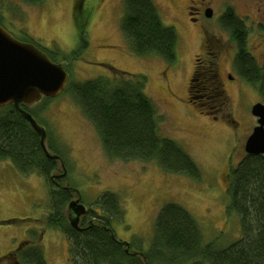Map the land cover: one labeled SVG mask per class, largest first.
Returning a JSON list of instances; mask_svg holds the SVG:
<instances>
[{
  "label": "rangeland",
  "instance_id": "1",
  "mask_svg": "<svg viewBox=\"0 0 264 264\" xmlns=\"http://www.w3.org/2000/svg\"><path fill=\"white\" fill-rule=\"evenodd\" d=\"M150 1L161 23L177 35L172 63L155 54L132 52L120 28L123 0H42L34 4L0 0V22L10 33L29 37L51 55L53 63L62 65L68 72L67 86L111 78L109 67L144 76L145 94L159 120L158 135L180 146L198 169L197 177L191 178L169 172L154 159L108 156L93 123L64 90L52 100L36 103L32 111L47 130L48 145L61 159L57 173L62 162L66 168V179L59 185L75 190L70 200L79 198L86 210L104 215L98 201L103 194H113L122 216L111 215L110 227L116 240L127 243L130 253L149 250L155 219L166 204H175L191 216L201 246L214 244L215 249H223L241 237L238 215L228 210L230 172L245 157L244 143L257 125L250 108L264 101L255 87L235 75L234 42L220 17L229 9L242 22L246 49L262 66L264 0H194L196 7L211 9V17L204 18L207 26L188 18L191 0ZM79 24H83L86 46L76 60H65L81 47ZM204 26L221 45L213 59L221 93L212 109L187 101L194 60L203 53ZM221 103L224 106L218 110ZM48 213L49 187L43 178L36 173L22 176L9 162H0V258L21 242H31L40 247L46 264H73L66 237L46 226ZM84 218L85 226L95 224L81 216L78 226Z\"/></svg>",
  "mask_w": 264,
  "mask_h": 264
},
{
  "label": "trees",
  "instance_id": "2",
  "mask_svg": "<svg viewBox=\"0 0 264 264\" xmlns=\"http://www.w3.org/2000/svg\"><path fill=\"white\" fill-rule=\"evenodd\" d=\"M23 1L34 4L42 0ZM122 3L120 28L132 52L139 56L155 54L165 62H174L177 35L172 27L161 23L155 5L150 0H123ZM221 26L237 45L239 74L257 87L264 99V71L246 53L244 25L227 9L222 14ZM78 28L81 47L79 44L65 60H76L86 46L83 24ZM43 51L51 60V55ZM109 69L111 78L97 77L68 84L65 89L93 123L105 153L122 160L154 159L171 173L196 178L198 169L183 149L158 135L159 120L153 103L145 94L146 78ZM223 106L218 105V110ZM2 110L6 113L0 115V160L11 161L22 175L37 171L48 180L51 211L45 219L46 226L66 237L73 252V264H160L153 260L165 261L162 264H264V153L245 155L230 172L228 210L239 218L241 237L237 241L223 249H215L214 244L201 246L191 216L175 204H166L155 219L149 250L130 253L125 243L115 239L110 227L111 215L122 216L113 194H103L98 201L97 207L104 215L88 213L90 220L100 222L85 226L84 218L79 230L69 225L62 215L74 190L49 181L55 161L43 154L38 136L14 109L0 108ZM52 152L57 154L53 149ZM12 254L21 261L19 264H46L40 247L30 242H22Z\"/></svg>",
  "mask_w": 264,
  "mask_h": 264
},
{
  "label": "water",
  "instance_id": "3",
  "mask_svg": "<svg viewBox=\"0 0 264 264\" xmlns=\"http://www.w3.org/2000/svg\"><path fill=\"white\" fill-rule=\"evenodd\" d=\"M206 17H211L208 9ZM264 69V57H263ZM68 74L62 65L53 63L45 53L29 43H21L0 27V108L12 104L14 109L29 123L40 137V146L47 157L55 159L45 148V130L20 108V104L30 105L41 96L54 99L66 88ZM250 113L256 118V126L244 143L246 155L264 153V105L255 103ZM79 199V198H78ZM78 199L70 201L68 217L72 228L78 229L81 216L86 213Z\"/></svg>",
  "mask_w": 264,
  "mask_h": 264
},
{
  "label": "flooded vegetation",
  "instance_id": "4",
  "mask_svg": "<svg viewBox=\"0 0 264 264\" xmlns=\"http://www.w3.org/2000/svg\"><path fill=\"white\" fill-rule=\"evenodd\" d=\"M200 1H203V0H200ZM191 4L188 5L187 7V14L189 15V19L192 23H195V24H199L198 26H200V22H203V24L205 26L206 25V22L204 21V18L208 19L206 17V12L207 10L209 9L208 7H196L194 4H195V1L194 0H191L190 1ZM203 5V4H202ZM211 10V9H210ZM224 12V11H223ZM223 14V13H222ZM211 15H212V12H211ZM222 17V15H221ZM221 17H220V24H221ZM210 18V17H209ZM203 28V40H202V46H203V53L202 55L200 56H197L195 58V62H194V68H193V71H192V74H191V78L189 79L188 81V102L190 104H192L193 106L195 107H208L209 109H212L214 108V104L216 105V98L220 93H221V83L219 82V79H218V73L216 72V68H215V65L213 64V59L217 56V52L219 51L221 45L219 44L218 45V39L215 38V37H210L209 34H208V31L207 29ZM0 27L3 28L7 33H9L14 39H16L17 41L21 42V43H29V44H32L33 46H35L36 48L40 49L41 51L42 48L35 42H32V41H29L28 39H26L24 36H21V35H14L12 33H10L6 27L3 26V24H1L0 22ZM226 31V30H225ZM227 32V31H226ZM228 33V32H227ZM229 34V33H228ZM230 36V35H229ZM231 39V37H230ZM232 40V39H231ZM233 41V40H232ZM234 42V41H233ZM219 48V49H218ZM234 48H235V51H233V62H234V65H235V75H237L241 80L245 81L246 83H248L240 74H239V71H238V68L236 66V55H237V45L236 43L234 42ZM245 48H246V42H245ZM44 52V51H43ZM45 53V52H44ZM246 53L250 56V58L252 59V61L254 62V64L256 66H258L262 71H264L263 69V66H259L258 65V61L255 62V60L253 59V57H251V53H249L246 49ZM264 57V54L262 55V59ZM262 65H263V60H262ZM230 78V77H229ZM249 84V83H248ZM251 85V84H250ZM253 86V85H252ZM255 87V86H253ZM257 89V87H255ZM220 90V91H219ZM258 91V90H257ZM259 94V93H258ZM260 98L264 101V99L260 96ZM41 100H52L51 98H47V97H43L41 96L39 98L38 101H36L35 103H32L30 105H24V104H20V108L25 111L26 113H28L33 119L34 121L36 122V124L40 127H42L44 130H45V141H44V144H45V148L46 150H50V152L52 151V148L50 145H48V133H47V130L45 129V127L43 125H41L39 122H37L36 120V115L34 114V111H32L33 107L35 106L36 103H39ZM5 107H11L12 109H14L13 105L12 104H9L7 106H4L2 108H5ZM15 110V109H14ZM16 111V110H15ZM17 112V111H16ZM17 114L20 116V118L26 123L25 125L32 131L34 132L29 123L17 112ZM255 127V126H254ZM252 132V131H251ZM35 133V132H34ZM36 134V133H35ZM37 135V134H36ZM38 136V135H37ZM38 142L40 144V137L38 136ZM51 148V149H50ZM42 149V148H41ZM43 154L45 155L44 151L42 150ZM49 155H51L49 152H47ZM46 156V155H45ZM52 156H56V155H53ZM47 157V156H46ZM52 159V158H51ZM55 161V168L50 172L49 174V181H51V183L53 185H56L58 187H65V186H60L59 185V182H61L62 180L66 179V168L63 164V162L61 163V165H59L60 167V170L59 172L60 173H57V162L58 161H61V159L56 156L55 159H53ZM0 162H9L13 167L14 165L11 163V161L9 160H0ZM15 168V167H14ZM16 170V168H15ZM17 171V170H16ZM18 172V171H17ZM19 173V172H18ZM33 173H36L38 176H40L41 178H43L44 182L47 184L49 183L48 180L43 177L39 172L37 171H33L32 173H30L29 175L33 174ZM20 175H22L21 173H19ZM29 175H22V176H29ZM48 186V185H47ZM71 200L68 201L66 207H65V210L63 212V217L64 219L67 220V222L69 223L68 221V217L71 214V212L68 210V204ZM51 211V206H50V203H49V213ZM93 211V210H92ZM90 211L86 210V213L83 215L84 217H87L88 218V213ZM48 213V214H49ZM47 217V216H46ZM93 220V219H92ZM100 222L101 220L99 219H96L94 220V222ZM80 223V221H79ZM70 225V224H69ZM79 230V229H77ZM31 243V242H30ZM22 244V242H21ZM17 247L19 248L20 245ZM125 245L127 246V243H125ZM16 248V249H17ZM15 249V250H16ZM127 250V249H126ZM14 252V251H13ZM13 252L11 253H8L7 256H3L0 258V264H19L18 262H21L16 254H12ZM136 253V252H135Z\"/></svg>",
  "mask_w": 264,
  "mask_h": 264
}]
</instances>
